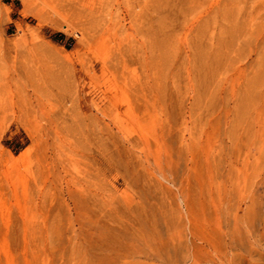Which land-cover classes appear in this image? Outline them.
<instances>
[{
	"label": "rangeland",
	"instance_id": "1",
	"mask_svg": "<svg viewBox=\"0 0 264 264\" xmlns=\"http://www.w3.org/2000/svg\"><path fill=\"white\" fill-rule=\"evenodd\" d=\"M245 198L264 0H0V264H264Z\"/></svg>",
	"mask_w": 264,
	"mask_h": 264
},
{
	"label": "bare ground",
	"instance_id": "2",
	"mask_svg": "<svg viewBox=\"0 0 264 264\" xmlns=\"http://www.w3.org/2000/svg\"><path fill=\"white\" fill-rule=\"evenodd\" d=\"M247 184V183H246ZM249 186V185H248ZM250 187V186H249ZM240 189V188H239ZM246 189V188H245ZM249 190V189H247ZM249 192V191H248ZM240 194V192H239ZM238 194V195H239ZM243 195V194H242ZM252 196V195H250ZM243 198V197H241ZM237 202H239V199L237 200ZM250 200L249 198H245L244 200L240 201L236 207V211L232 214V219H233V233L236 232V235H234V239L230 241V244H234L237 239L238 240H242L241 244L243 243H247L245 245H250L252 246L253 248H256L257 249H262L264 250V247H262V245H264V232L261 233L260 237L255 239L253 234H252V229H253V224H254V220L252 217H254L255 215L257 216V214L253 215L252 216V212L254 211H251V204H250ZM237 204V203H236ZM235 204V206H236ZM261 207V206H260ZM228 215L231 216V214L228 213ZM227 220V219H226ZM254 238V240L251 238ZM235 241V242H234ZM239 242V241H238ZM229 244V246H230ZM240 245V244H239ZM241 246V245H240ZM231 251V250H230ZM249 251V250H247ZM255 251V250H254ZM258 251V250H257ZM255 251V253L257 252ZM242 252V251H240ZM259 253V251H258ZM237 255V253H235ZM244 254V253H242ZM241 254V255H242ZM234 255V254H233ZM264 255V254H262ZM231 257V256H230ZM239 257V256H238ZM262 257V256H261ZM237 258V257H235ZM254 258V257H253ZM252 258V260H253ZM230 259V258H228ZM239 259H241V256L239 257ZM227 260V259H226ZM235 261V260H234ZM242 261V260H241ZM224 263V262H223ZM230 263V262H229ZM256 263V262H255ZM231 264V263H230ZM258 264V262H257ZM260 264V263H259Z\"/></svg>",
	"mask_w": 264,
	"mask_h": 264
}]
</instances>
